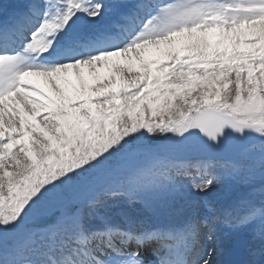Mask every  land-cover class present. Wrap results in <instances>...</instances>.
Listing matches in <instances>:
<instances>
[{
	"label": "snow or ice",
	"instance_id": "1",
	"mask_svg": "<svg viewBox=\"0 0 264 264\" xmlns=\"http://www.w3.org/2000/svg\"><path fill=\"white\" fill-rule=\"evenodd\" d=\"M123 7L0 8L10 17L0 23V264H145L152 244L155 264H214L221 228L237 258L218 264H264V193L257 202L253 183L264 181V0H138L118 34L76 31ZM189 151L242 155L248 193L214 196L221 176L204 163L192 184L202 216L138 219L190 175L173 159ZM108 196L126 209L119 220ZM57 204L66 211L34 242L26 222Z\"/></svg>",
	"mask_w": 264,
	"mask_h": 264
},
{
	"label": "rangeland",
	"instance_id": "2",
	"mask_svg": "<svg viewBox=\"0 0 264 264\" xmlns=\"http://www.w3.org/2000/svg\"><path fill=\"white\" fill-rule=\"evenodd\" d=\"M82 23L83 21H81L79 25L83 28ZM86 24L88 23L85 21V25ZM33 79L39 80V78ZM149 139H151V137H149ZM195 158H197L196 155L190 152L178 153L173 157L175 163H180V161L182 162L186 160L190 161L187 164L188 166L190 165L189 163L198 160ZM206 162L211 164L213 166L212 170L221 176V179L212 190L214 196L221 197L225 194L233 192L237 194L236 188L241 189L243 193L242 195H246L248 193L250 190V177L247 171L249 162L246 161L242 155H238L225 162L209 159H207ZM232 168L239 170L234 178L224 174L226 169ZM199 179L200 178L196 176L178 178L176 191L174 193L162 194L158 201L150 204L149 206H140L135 210L136 217L146 223L162 225L167 223H179L192 216H202L205 211V198L202 197V194H197L192 189V184L194 182H198ZM253 183L255 198L257 202H259L261 194L264 193V181H262L259 174H257ZM107 199L113 201V203L110 204V207L113 209L112 215L115 219L119 220L121 213L126 211V209L123 208L117 198L108 196ZM72 206L73 205L69 204L67 205V208H71ZM81 207L85 213L89 212L86 205H81ZM64 211H66V206L57 204L41 211L33 217H30L26 222V227L31 234V239L34 242L42 240L44 235L50 232L57 219L61 217ZM88 223L95 226L99 223V220L91 215H88ZM220 232L224 235L221 237L222 249L219 255L213 257L214 264H218L221 260L224 261L233 239L230 234H227L228 230L226 228H221ZM207 242L208 241L205 237L204 243L206 245Z\"/></svg>",
	"mask_w": 264,
	"mask_h": 264
},
{
	"label": "water",
	"instance_id": "3",
	"mask_svg": "<svg viewBox=\"0 0 264 264\" xmlns=\"http://www.w3.org/2000/svg\"><path fill=\"white\" fill-rule=\"evenodd\" d=\"M197 153L202 157L207 156V157L212 158V159L216 158V159H222V160L228 159V158L235 155V154H230V153H217V152H197ZM234 248H235V241L233 240L232 247L229 251V255H228V258L226 259V261L237 258L236 254L234 252Z\"/></svg>",
	"mask_w": 264,
	"mask_h": 264
},
{
	"label": "bare ground",
	"instance_id": "4",
	"mask_svg": "<svg viewBox=\"0 0 264 264\" xmlns=\"http://www.w3.org/2000/svg\"><path fill=\"white\" fill-rule=\"evenodd\" d=\"M197 161H202L201 163H197L198 165H196V167H198V166H200L202 163H204V162H206L205 160H197ZM207 163V162H206ZM193 168V167H192ZM194 169V168H193ZM236 192H237V195H242L243 193H242V191H241V189H239V188H236ZM224 235L223 234H221V237H223Z\"/></svg>",
	"mask_w": 264,
	"mask_h": 264
}]
</instances>
